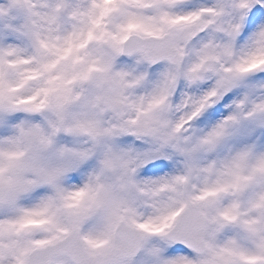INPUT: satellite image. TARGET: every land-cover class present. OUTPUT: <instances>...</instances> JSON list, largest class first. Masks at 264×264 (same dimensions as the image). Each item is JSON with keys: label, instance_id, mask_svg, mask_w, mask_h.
I'll list each match as a JSON object with an SVG mask.
<instances>
[{"label": "clouds", "instance_id": "1", "mask_svg": "<svg viewBox=\"0 0 264 264\" xmlns=\"http://www.w3.org/2000/svg\"><path fill=\"white\" fill-rule=\"evenodd\" d=\"M238 3L0 0L17 29L0 39L14 49L0 53V154L21 153L24 180L61 172L0 206V219L49 197L61 226L83 213L77 259L54 264H235L217 253L246 237L221 213L264 219V201L251 207L264 173L243 179L264 157V21L243 24Z\"/></svg>", "mask_w": 264, "mask_h": 264}, {"label": "snow or ice", "instance_id": "2", "mask_svg": "<svg viewBox=\"0 0 264 264\" xmlns=\"http://www.w3.org/2000/svg\"><path fill=\"white\" fill-rule=\"evenodd\" d=\"M60 7H62L61 4L56 5L57 9ZM236 7L241 15L242 23L248 27L264 21V0H239ZM3 15V13H0V39H3L6 33L17 31L12 23L2 20ZM261 35H264V32ZM13 50V46L9 45L6 49L0 48V53ZM230 119L235 118L230 117ZM219 134L216 133V135ZM0 155L8 157L6 165L0 163V206L7 204L15 207L21 194L30 191L41 181L55 186L56 180L61 175L59 170H38L40 181L24 180L21 178V166L18 163V157L21 153L8 152ZM246 157V152L241 153L239 159L244 160ZM6 172L10 174L5 175ZM257 172L264 173V157L259 159L256 168L253 170V174L245 176L243 179L251 181ZM85 192L86 189L81 188L70 193L64 199L79 201ZM261 201H264V196H261L259 201L252 203L251 207L253 209L259 208ZM65 207L70 209L72 204H66ZM237 207L238 204L232 205L233 209ZM53 209V199L49 197L33 208H18L19 214L14 218L7 220L0 219V264H5L6 259L9 260V264H32L34 253L37 250L47 249H51V251L45 252L40 257L39 264H54L52 257L56 254H67L71 255L74 260L77 259V249L74 246V241L79 232L80 221L84 214H70L69 225L61 226L55 219L56 211ZM221 215L226 220L237 223L246 239L244 241L239 239L229 241V244L222 248L217 255L227 254L229 257L235 258V264H264V219L251 217L249 213H244L243 218H241V214L234 213L231 210H226ZM37 217L41 218L37 219ZM139 227H145V225H139ZM36 228L49 232L55 229V231L51 236L43 239L30 241L19 239L23 233H30ZM5 232L10 237L7 241L3 239ZM11 237L17 238L13 239ZM83 240L91 248H97L104 243L102 240L93 239L88 236H84ZM176 242L182 241L176 240ZM170 264H192V261L184 256H177Z\"/></svg>", "mask_w": 264, "mask_h": 264}]
</instances>
